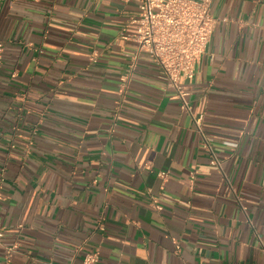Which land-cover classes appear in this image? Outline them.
Returning <instances> with one entry per match:
<instances>
[{"label": "crops", "instance_id": "0c3cea01", "mask_svg": "<svg viewBox=\"0 0 264 264\" xmlns=\"http://www.w3.org/2000/svg\"><path fill=\"white\" fill-rule=\"evenodd\" d=\"M211 11L190 115L138 0H0V264H264V0Z\"/></svg>", "mask_w": 264, "mask_h": 264}, {"label": "built area", "instance_id": "2783aa9c", "mask_svg": "<svg viewBox=\"0 0 264 264\" xmlns=\"http://www.w3.org/2000/svg\"><path fill=\"white\" fill-rule=\"evenodd\" d=\"M212 3L213 0H138V14L131 21L137 26L138 33L132 38L124 37L134 41L139 52L147 53L160 66L167 87L178 94L181 109L190 115V85L195 80L198 64L207 52L217 24L211 11ZM2 51L0 45V60ZM135 67L136 61L123 77L125 83L132 77ZM193 119L202 133V117ZM213 157V163L219 166L214 153ZM159 176L165 178L167 174ZM154 207L159 209L156 201ZM3 236L0 229V239ZM99 261L100 254L92 252L85 255L82 264H98Z\"/></svg>", "mask_w": 264, "mask_h": 264}]
</instances>
